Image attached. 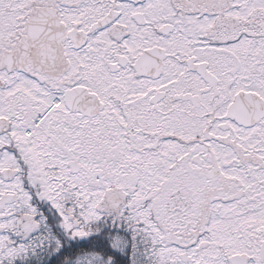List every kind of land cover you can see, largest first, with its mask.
Returning <instances> with one entry per match:
<instances>
[{"label": "snow or ice", "instance_id": "snow-or-ice-1", "mask_svg": "<svg viewBox=\"0 0 264 264\" xmlns=\"http://www.w3.org/2000/svg\"><path fill=\"white\" fill-rule=\"evenodd\" d=\"M0 264H264V0H0Z\"/></svg>", "mask_w": 264, "mask_h": 264}]
</instances>
